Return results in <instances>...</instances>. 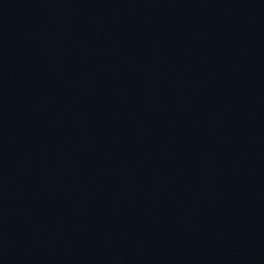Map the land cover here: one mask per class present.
Returning <instances> with one entry per match:
<instances>
[{
    "label": "water",
    "instance_id": "obj_1",
    "mask_svg": "<svg viewBox=\"0 0 264 264\" xmlns=\"http://www.w3.org/2000/svg\"><path fill=\"white\" fill-rule=\"evenodd\" d=\"M0 264H264V0H0Z\"/></svg>",
    "mask_w": 264,
    "mask_h": 264
}]
</instances>
